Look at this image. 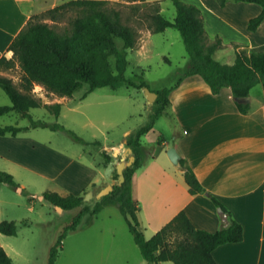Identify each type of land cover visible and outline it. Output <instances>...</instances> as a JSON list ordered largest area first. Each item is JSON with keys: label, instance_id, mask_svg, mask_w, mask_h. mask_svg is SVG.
I'll use <instances>...</instances> for the list:
<instances>
[{"label": "crops", "instance_id": "0c3cea01", "mask_svg": "<svg viewBox=\"0 0 264 264\" xmlns=\"http://www.w3.org/2000/svg\"><path fill=\"white\" fill-rule=\"evenodd\" d=\"M66 1L69 0H0L1 55L7 58L13 56V50L8 49V46L32 15ZM144 1L158 2L162 13L164 0ZM184 1L200 7L210 42L217 35L221 37L223 45L215 51L214 56L222 63L233 64L240 50H264V20L255 31L248 28L249 20L261 12L260 4L228 0L224 6H220L217 0ZM168 31L169 27L160 32H154L152 28L141 29L136 49L139 53L147 51L150 45L156 43L157 34L165 35ZM188 63L182 69L183 73ZM183 73L170 85L173 86L169 93L170 103L163 113L173 125V143H169L165 134H161L155 151L143 142L146 133L141 137L144 163L134 172L131 189L133 200L138 206L137 215L141 229L144 235L150 238L179 211L184 210L197 228L216 231L222 225V211L218 210L219 206L210 198L212 194L231 211L232 216L244 228L242 241L224 243L214 249L217 264H264V86L260 83L261 88L256 95L253 93L254 86L251 88L248 99L245 100L249 103L248 111L244 112L229 86H224L218 93H214L201 74L182 77ZM91 91L89 86L78 99L74 92L72 96H58L51 92V101L39 99L45 109L46 103L60 102L61 111L65 105L75 110ZM32 94L36 96L35 93ZM102 102L98 101L99 104ZM92 122L91 117H88L85 124ZM103 124L107 128L103 141H89L82 137L86 143L93 142L98 145L102 154L101 160L92 164L66 155L62 163L67 168H74L65 174L61 181L60 188L63 191H57L60 194L73 193L83 197L87 192L86 188L92 184L98 200V194L103 188L116 183V168L109 177L104 174L108 162L105 163L103 153L109 154L112 159L115 150L119 148V158L127 160L126 141L128 134L133 130L127 131L126 136L121 138L114 135L118 119H104ZM33 137L29 135L26 141L40 144ZM7 139L14 142L15 150L11 151L15 154L8 153L9 145L8 150L2 147L1 144ZM170 147H175L180 158H184L193 168L205 192L190 193L181 164L174 163L168 155ZM22 149V137L19 132L11 136L0 135V158L10 159L22 168L43 175L45 170L42 167L52 168L60 164V159L57 160L50 153L45 158H35L31 162L23 156ZM54 151L62 155L61 152ZM64 169L65 167L63 171ZM125 241V257L130 258L136 252L134 244H131L128 238H125Z\"/></svg>", "mask_w": 264, "mask_h": 264}, {"label": "trees", "instance_id": "16d2710c", "mask_svg": "<svg viewBox=\"0 0 264 264\" xmlns=\"http://www.w3.org/2000/svg\"><path fill=\"white\" fill-rule=\"evenodd\" d=\"M172 1L176 8L175 16L171 19L157 9L151 16V28L154 32L163 31L167 27H175L180 31L189 56L188 67L182 77L199 73L214 93L229 86L241 110L247 112L249 103L237 100V97L248 96L251 88L258 83L264 86V50H240L233 64L222 63L214 56L215 51L223 45L222 39L217 35L210 42L200 7L184 0ZM217 1L220 6H224L228 0ZM243 1L256 2L262 6L261 12L249 20L248 28L255 31L264 20V0ZM67 10H75L77 13L70 21L69 28L59 30L46 20L49 18L56 22ZM118 40L121 41V47ZM137 41L136 30L124 22L120 10L111 6L108 0H69L32 15L8 46V49L13 50V56L7 58L0 53V65L9 68L16 60L23 71L21 88L12 78L0 75V87L11 100V104L0 105V115L16 110L22 116L28 117L30 124L0 126V135H16L29 127H50L53 130L66 129L76 140L86 143L74 130L67 129L58 122L50 123L34 118L29 110L40 107L43 103L32 94L31 89L34 83H40L58 96H72L74 90L84 82L89 84L90 90L103 86L118 89L123 85L142 89L148 86L144 76L137 73L128 76L126 73L129 63L128 49L135 48ZM111 57H114V62ZM172 88L173 86H166L154 90L158 96L149 120L128 136L127 144L132 148L134 160L124 168L123 182L115 183L113 189L98 199L94 206L85 203L82 196L73 193L62 195L52 190L43 192L45 199L63 209L79 207L72 222L64 227L57 242L50 248L47 264H55L63 237L69 230L76 229L83 214H97L106 205L114 202H118L135 242L143 257L151 264H161L164 261H172L174 264H217L213 254L215 248L224 243L243 240V225L212 194V201L222 208V225L216 231L197 228L184 210L179 211L150 238L141 229L137 215L138 206L132 197V177L144 163L141 137L163 115L170 103L169 93ZM44 106L49 112L59 116L60 102L46 103ZM103 155L107 163L111 156L105 152ZM180 163L190 193L205 192L204 186L187 161L180 158ZM3 183L14 187L19 185L12 173L0 169V186ZM0 232L16 234V221H0ZM0 264H14L1 242Z\"/></svg>", "mask_w": 264, "mask_h": 264}, {"label": "rangeland", "instance_id": "374dc122", "mask_svg": "<svg viewBox=\"0 0 264 264\" xmlns=\"http://www.w3.org/2000/svg\"><path fill=\"white\" fill-rule=\"evenodd\" d=\"M108 1L111 6L120 10L121 18L136 30L138 36L141 29L151 28L153 24L151 16L160 8L158 2H145L144 0L141 2H138L139 0ZM163 5L162 13L172 19L176 14L173 1L164 0ZM76 14L75 10H67L59 16L56 22L49 18L46 20L57 29L63 30L70 27V21ZM118 44L121 47L120 40ZM136 46L135 49H128L129 64L126 73L128 76H133L135 73L142 74L152 90L173 85L189 61L182 35L175 27H169L165 35L157 34L156 43L150 45V49L143 53H139ZM111 60L114 62V57H111ZM0 75L12 78L18 87H23V71L16 60L9 68L0 65ZM88 87L89 84L86 82L79 86L74 91L76 98L83 96ZM260 88L261 84H256L253 93L258 94L257 91ZM31 92L45 101L53 99V94L40 83H34ZM98 101L103 102L99 104ZM86 102H92V104H86ZM4 104H11V100L0 87V105ZM154 106L155 100L147 102L143 88L123 85L118 89H112L109 86H103L92 90L75 110L65 105L60 115L55 116L40 106L32 108L31 115L36 119L41 118L51 123L63 124L89 141L96 139L103 141L104 132L107 131L103 124L104 119H115V121L118 119L114 135L123 138L127 131H134L149 120ZM21 115L17 111L0 115V125H29L30 119ZM88 117H91L93 122L85 124ZM172 131L173 125L170 119L163 114L158 118L153 129L143 136V142L149 149L157 151V140L161 134H165L166 140L173 143ZM29 135L34 136L33 138L37 139L40 144L27 142L26 138ZM19 136L22 137V154L26 159L32 162L35 158H45L51 154L57 160L60 159V164L52 168L42 167L45 170L43 175L31 169L22 168L10 159L0 158V169L10 173L14 172L15 175L12 174L19 184L18 187L22 188L19 190L18 187L7 183L0 186V221L15 220L17 223V233L0 232V242L15 264H47L50 248L57 242L64 227L72 222L79 207L61 210L40 196L47 189L63 191L60 188L62 187L61 181L65 174L74 168L73 166L67 168L62 163L66 155L96 164L101 160L102 154L98 145L93 142L83 143L76 140L66 129L32 127L19 132ZM1 145L6 150L9 145L8 153H14L12 152L15 150L13 141L7 139ZM54 150L61 152L62 155L56 154ZM119 175V172L115 175L116 183ZM86 189L87 192L83 196L84 202L94 206L97 202L95 188L91 184ZM114 235L116 237H113ZM125 238L134 244L133 248L136 251L130 258L125 257L124 249L127 244ZM58 253L55 264H151L135 245L125 218L120 212L118 202L106 205L97 214H83L76 229L69 230L63 237ZM162 264H173V262L164 261Z\"/></svg>", "mask_w": 264, "mask_h": 264}, {"label": "water", "instance_id": "95a60500", "mask_svg": "<svg viewBox=\"0 0 264 264\" xmlns=\"http://www.w3.org/2000/svg\"><path fill=\"white\" fill-rule=\"evenodd\" d=\"M143 90L145 92V96H146L148 102H153L154 100H156V98L158 96L156 91L151 90L148 86H144ZM247 99H248V96H238L237 97V100H240V101H245ZM126 143H127V141H126ZM119 152H120V149L119 148L116 149L114 152L113 158L110 159L108 161L107 165L105 166V175L108 177L111 175L112 171L115 168L118 170L120 175H119V180L117 183L123 182V180H124L123 169L126 166L131 165L133 160H134V156L132 155V148L130 146H127L125 148V156H128V160H124V158L120 159L118 156ZM167 152H168L170 159L174 163H176L178 165L181 164L180 163V154L175 147H170ZM113 187H114V184L107 185L105 188H103L99 192L98 197L101 198L103 195L109 193L113 189ZM18 189L21 190V187L19 186ZM40 197L43 198L44 195H41ZM56 206L61 210L63 209L59 205H56ZM218 210L222 211V208L219 206Z\"/></svg>", "mask_w": 264, "mask_h": 264}]
</instances>
